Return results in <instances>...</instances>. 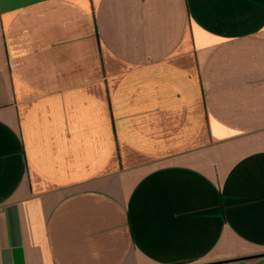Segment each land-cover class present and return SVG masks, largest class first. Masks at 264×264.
<instances>
[{"label": "crops", "instance_id": "0c3cea01", "mask_svg": "<svg viewBox=\"0 0 264 264\" xmlns=\"http://www.w3.org/2000/svg\"><path fill=\"white\" fill-rule=\"evenodd\" d=\"M261 254L264 0H0V264Z\"/></svg>", "mask_w": 264, "mask_h": 264}, {"label": "water", "instance_id": "95a60500", "mask_svg": "<svg viewBox=\"0 0 264 264\" xmlns=\"http://www.w3.org/2000/svg\"><path fill=\"white\" fill-rule=\"evenodd\" d=\"M261 255H264V254H261ZM261 255H254V256H261ZM246 258H251V257H246Z\"/></svg>", "mask_w": 264, "mask_h": 264}]
</instances>
